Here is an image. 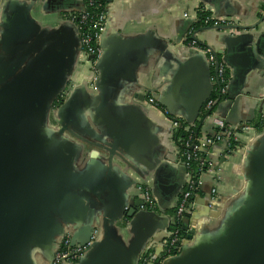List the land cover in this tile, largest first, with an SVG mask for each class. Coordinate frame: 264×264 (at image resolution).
<instances>
[{
	"label": "crops",
	"instance_id": "crops-1",
	"mask_svg": "<svg viewBox=\"0 0 264 264\" xmlns=\"http://www.w3.org/2000/svg\"><path fill=\"white\" fill-rule=\"evenodd\" d=\"M82 8L79 0H4L0 7V55L3 39L12 42L22 34L26 49L49 50L58 75L71 68V82L63 91L72 105L61 124L56 112L63 103L54 104L46 122L22 138L23 155L13 157L47 181L38 191L25 185L27 197L36 194L41 207L34 200L37 216L29 229L40 246L24 264H48L43 248L64 227L75 228L83 239L93 222L106 219L121 227L125 238L105 246L101 242L86 264H134L137 256L160 253L166 216H172L188 175L180 167V141L165 108L144 97L164 100L183 121L194 118L198 105L204 108L210 87L205 60L184 51L193 32L197 43L213 47L230 67L231 97L218 102L212 117L250 125L239 134L234 156H227L223 139L205 156L209 167L191 198L188 220L189 231L199 229L190 246L207 245L204 240L219 235L231 208L245 197L244 163L248 151L264 139V21L258 23L264 0H109L103 80L97 90L89 81L90 60L74 46L71 15ZM201 12L243 29L232 36L194 29ZM212 117L197 129L198 141L217 136ZM92 133L102 136L105 145ZM148 187L157 199L154 213L140 207Z\"/></svg>",
	"mask_w": 264,
	"mask_h": 264
},
{
	"label": "water",
	"instance_id": "water-1",
	"mask_svg": "<svg viewBox=\"0 0 264 264\" xmlns=\"http://www.w3.org/2000/svg\"><path fill=\"white\" fill-rule=\"evenodd\" d=\"M3 1L0 0L1 8ZM35 1L33 0V2ZM107 3H109V0H107ZM201 13L207 14L206 12ZM207 17L209 18V22H207L209 25L206 28L211 30L221 31L232 36V34H236L240 32L239 30L243 29V27H236V25H240L232 21H226L208 14ZM218 20H224L225 22L215 25V22ZM263 21L264 15L260 17L258 23L261 24ZM109 23L108 14L105 30L101 35L99 43L101 56L94 64L96 79L92 85H94L93 88L96 90L101 87L103 80V62L106 54L104 41L109 29ZM70 24L74 34V46L81 54L78 29L73 22H70ZM196 34L193 32L187 42L190 40L197 41ZM9 46L10 48H8ZM26 46V38L22 34L18 35L12 42L3 39L2 53L0 55V264H24V259L30 257L32 249L40 246L39 241L32 238L31 231H29L30 227L35 226L34 219L37 216L35 212L37 208L33 206L34 200L37 201L38 208L41 207L40 201L36 194L30 193L31 197H27V186L25 187V185L30 183L29 186L34 187L38 191L39 186L44 181H42L36 171L27 172L22 165L23 161H18L13 157L17 154L23 155L24 145L22 138L33 127L46 122L52 113L53 105L58 102L64 92L63 90L71 82L69 78L67 79L71 68L65 74L61 73L59 76L57 74V70L59 71V69L56 62L50 58L49 50L47 51L44 47L37 50L33 45L29 49H26ZM200 46L210 47L212 50L213 55L217 59L214 68H211L204 54L186 49V46L184 51L192 55H201L205 60L208 69L206 77L210 86L209 94L203 101L205 105L213 90L211 76L216 74L218 60H221L228 71L230 67L224 59L219 58L221 53L216 52L213 47L208 45ZM93 58L91 57L89 60L91 61ZM81 84L82 87H86L85 82ZM187 91L188 89L186 88L182 94H186ZM231 94L232 89L229 84L226 99L231 97ZM144 98L155 107L165 108V114L169 120L175 119L179 121V129H182L183 126L189 129L196 128L192 147L198 145L200 154L203 155V158L206 156L213 144H207L208 138L206 137L198 141L197 129L206 119L212 117L210 115L211 110L206 112L202 108V110H199L200 104L196 108L197 111L193 116L194 118L183 121V118L174 116L171 113L167 105L168 103L164 100L161 99V101L150 94H147ZM59 103H63V105L57 110L56 118L59 120L58 123L61 124L60 120H63L64 112H67L68 106L70 108L72 105V97L67 92L65 98L63 97ZM217 104L218 102L214 107ZM212 119L213 121L216 119L223 121L219 117H212ZM223 122L225 125L231 127L232 133L237 138L239 134L247 132L250 128L247 122L242 123L240 126L229 124L225 120ZM92 137L101 145H105L102 136L92 133ZM225 145L227 150L226 142ZM237 150L238 148L227 156H234L238 152ZM113 155L112 150L110 158ZM180 167L184 172L187 171L183 164ZM244 170L248 181L244 192L245 197L231 208L230 216L224 223L219 235L209 240L205 239L204 241L208 243L207 245L191 247L189 241L192 239L194 232H199V229L195 227L193 231H189L191 225L188 220V210L181 220L182 229L185 233V240L181 244V249L177 255L164 260L161 264H264V139L256 149L248 151ZM187 173L186 175L189 178V174ZM205 173L200 175L201 182H203ZM43 184H47V181ZM201 187L202 184L199 189ZM147 191H149L154 202V208L148 209L145 207L144 199L140 207L142 211L154 213L157 199L150 187H148ZM182 193L183 190L180 196ZM175 207L176 205L173 210ZM171 217L169 215L166 216V237L163 242L170 236L167 232L171 225ZM98 221L93 222L86 229V237L83 239L79 238L75 228L69 229L67 227V229L64 227L60 232L55 234L51 241L43 248L47 253L48 264H51L60 242L66 236L70 237V247L84 246L90 242L94 232L97 231L94 242L88 248L85 255L73 264H86L87 260L94 255V251L99 247L98 245L101 242L105 243L103 245L105 246L111 242L116 243L124 240V230L121 227L114 226L107 219L101 223ZM162 253L163 243L160 253L152 254L149 264H153L152 262L159 260ZM139 259L140 257L137 256L134 264H138Z\"/></svg>",
	"mask_w": 264,
	"mask_h": 264
},
{
	"label": "built area",
	"instance_id": "built-area-1",
	"mask_svg": "<svg viewBox=\"0 0 264 264\" xmlns=\"http://www.w3.org/2000/svg\"><path fill=\"white\" fill-rule=\"evenodd\" d=\"M85 1V10L78 13L72 17V22L78 29L79 41H80V52L82 57L89 60L91 57H94L90 61V67L92 72L89 78V81L92 83L96 79V72L94 70V64L97 59L101 56V49L99 47L101 35L105 30L106 20L108 17L107 9L104 11L92 15L88 12V8L94 6L93 0H84ZM107 7V5H106ZM264 15V12L263 14ZM207 17L205 23L209 22ZM224 20H218L215 22V25L221 23L223 24ZM186 49H191L197 52H200L205 55L208 63L211 68H214L215 63L217 62L216 57L213 55L210 47L200 46L196 41H188L185 45ZM211 81L213 83V90L211 97L204 105V112L211 110L210 115L213 114L214 105L217 102L226 99L227 89L229 85V76L228 70L225 65L218 60V65L216 68V74L211 76ZM171 126L176 133L179 129V121L175 119L169 120ZM215 128L217 129V136L214 139H208L207 144H213L221 139L227 143L226 154L229 155L238 148V139L234 133H232L231 127L225 125L221 120H214ZM185 131H189V128L186 126L183 127ZM180 141V140H179ZM192 138L189 137L188 140L180 142V160L181 164L184 165L185 169L189 174V178L186 183V187L177 200L174 213L171 217V225L168 230V235H170L163 242V253L160 256L159 260L152 262L153 264H161L164 260L175 256L179 253L181 249V244L185 240V236L179 234V230L174 228V223L180 222L190 206V201L193 194L199 190L202 182L200 181V175L205 173L208 170L209 164L206 160V157L200 158V150L198 145L192 147ZM195 162L198 164L197 170L193 171L191 169V163ZM214 193V190H213ZM145 204L144 206L148 209L154 208V202L151 198L149 191H144L143 193ZM97 231L94 232L90 242L84 246L70 247V237L66 236L62 239L59 244L57 251L54 254V258L51 264H73L76 263L83 255H85L88 248L94 242V237L96 236ZM152 258V254H143L138 264H149Z\"/></svg>",
	"mask_w": 264,
	"mask_h": 264
},
{
	"label": "trees",
	"instance_id": "trees-1",
	"mask_svg": "<svg viewBox=\"0 0 264 264\" xmlns=\"http://www.w3.org/2000/svg\"><path fill=\"white\" fill-rule=\"evenodd\" d=\"M94 1V6L91 7V8H88V12L91 13L92 15H95L96 13H99V12H102L105 10L106 8V5H107V0H93ZM207 18V14L205 13H199V21L198 23L196 24V26H194V29L198 28V27H207L209 25V23H205V20ZM56 105H59V103H55ZM184 127V126H183ZM261 127V124L258 123L256 125V128L257 129H260ZM196 131V128H191L189 129V131H185L183 128L178 130L176 133H175V137L176 139L180 140V142L183 143V141H186L188 140L189 137L192 138V141L194 140V132ZM179 142V144H180ZM181 146V145H180ZM238 146V145H237ZM200 158H203V155L200 154ZM197 167H198V164L195 163V162H192L191 163V169L193 171H196L197 170ZM172 213H174V210L172 211ZM174 228L179 230V234L181 236H184L185 233L182 229V221L180 222H175L174 223ZM148 254V253H147Z\"/></svg>",
	"mask_w": 264,
	"mask_h": 264
},
{
	"label": "flooded vegetation",
	"instance_id": "flooded-vegetation-1",
	"mask_svg": "<svg viewBox=\"0 0 264 264\" xmlns=\"http://www.w3.org/2000/svg\"><path fill=\"white\" fill-rule=\"evenodd\" d=\"M80 2H81V4H82V11H80V12H83L84 10H85V1L84 0H79ZM80 12H78V13H80ZM78 13H74L73 15H71V20H72V17L74 16V15H77ZM90 74H91V72H92V68L90 67ZM66 95V92H63V94H62V96L60 97L61 99L64 97ZM59 98V100H58V102L57 103H59L60 101H61V99ZM54 106H57L56 104L54 105Z\"/></svg>",
	"mask_w": 264,
	"mask_h": 264
}]
</instances>
